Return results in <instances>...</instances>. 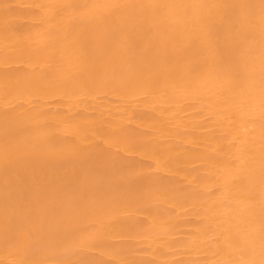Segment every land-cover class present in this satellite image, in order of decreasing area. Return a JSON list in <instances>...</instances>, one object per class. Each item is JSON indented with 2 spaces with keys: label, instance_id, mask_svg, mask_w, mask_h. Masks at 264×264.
I'll return each mask as SVG.
<instances>
[{
  "label": "bare ground",
  "instance_id": "obj_1",
  "mask_svg": "<svg viewBox=\"0 0 264 264\" xmlns=\"http://www.w3.org/2000/svg\"><path fill=\"white\" fill-rule=\"evenodd\" d=\"M0 264H264V0H0Z\"/></svg>",
  "mask_w": 264,
  "mask_h": 264
}]
</instances>
